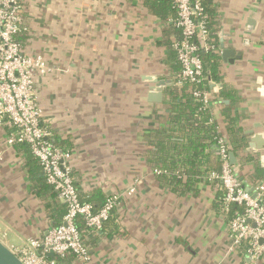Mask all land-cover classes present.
Returning <instances> with one entry per match:
<instances>
[{
	"label": "crops",
	"instance_id": "1",
	"mask_svg": "<svg viewBox=\"0 0 264 264\" xmlns=\"http://www.w3.org/2000/svg\"><path fill=\"white\" fill-rule=\"evenodd\" d=\"M213 2L215 52L220 57L221 33L227 47L235 36L242 48L236 47L241 58L233 63L220 57L219 79L207 77L211 119L227 140L222 110L230 100L221 91H233L245 145L229 151L236 176L251 188L255 166L264 169V148L247 151L253 133L264 134V0ZM20 3L23 51L41 55L48 67L34 89L50 139L68 151L80 194L97 189L117 201L96 244L87 245L85 264H264L243 249L228 250L229 219L218 206L222 189L208 172L212 152L205 165L192 151L194 166L184 161V121L176 120L170 104V91L182 86L173 48L164 43L175 41L172 34L164 37L169 23L149 13L142 0ZM249 16L256 24L246 31ZM148 76L170 81L161 87L160 103L148 100ZM8 131L0 128V240L12 248L44 237L55 213L49 194L32 191L27 152L7 143ZM159 167L165 173H155ZM57 264L79 263L68 255Z\"/></svg>",
	"mask_w": 264,
	"mask_h": 264
},
{
	"label": "built area",
	"instance_id": "2",
	"mask_svg": "<svg viewBox=\"0 0 264 264\" xmlns=\"http://www.w3.org/2000/svg\"><path fill=\"white\" fill-rule=\"evenodd\" d=\"M176 18L170 20L181 30V39L173 42L180 66L179 85H187L192 96L210 105L209 91L197 89L204 76L201 50H208L209 33L204 17L203 0H174ZM20 0H0V128L6 127L7 143H26L38 161L46 183L66 205L60 225L52 227L41 239H28L21 247L9 248L23 264H57V258L73 253L79 264L89 260L88 248L77 228L80 218L86 227L100 230L114 210L115 197L108 198L100 209L80 201L68 163L69 153L54 145L50 131L43 124L42 110L37 102L34 82L48 72L39 54H25L17 39L25 30L21 26ZM220 171H211L209 178L218 180L223 191V214L229 212V252L243 249L248 257L264 260V179L252 191H246L233 172L228 159V144L223 135L216 141ZM264 167V154L259 156ZM160 173V170H155ZM252 193L256 196L253 197Z\"/></svg>",
	"mask_w": 264,
	"mask_h": 264
},
{
	"label": "trees",
	"instance_id": "3",
	"mask_svg": "<svg viewBox=\"0 0 264 264\" xmlns=\"http://www.w3.org/2000/svg\"><path fill=\"white\" fill-rule=\"evenodd\" d=\"M143 6L151 13L154 17L166 21L169 23L170 20H175L176 18V10L174 5V0H142ZM203 7H204V17L208 28L209 33V40L208 50H201V58L204 64V80L201 83L196 85L197 89L208 90L207 85V77L212 80L219 79L220 75V57L215 52L217 48V36H216V26H217V9L216 5L214 4L213 0H203ZM164 37L169 35H174L175 40L181 39V30L180 28L176 27L172 23L163 30ZM18 39V37H17ZM19 40V39H18ZM23 40V39H22ZM23 42V41H22ZM167 43V46H171L173 48V43L171 42H164ZM172 51L175 50L172 49ZM176 57V53H175ZM178 74L180 72V66L176 58V68ZM171 97V107L175 109L177 112L176 120H183L184 121V130L186 132V139L184 142V161L189 163L190 167L194 166L196 160L194 158L199 157V163H204L207 157L212 156L210 152L215 157V161L212 165V169L208 171H217L220 166V160L218 157L217 152L211 151L212 147L216 145L217 137L219 136V125L216 121H213L211 111L208 107H204L201 100L195 99L188 86L185 84L182 85L179 89H172L170 91ZM221 95L227 97L230 100L229 105H224L222 110L223 115V122L224 128L228 135V149L236 152L240 148L245 145V139L242 134V128L239 125V117L236 112L233 111L232 106L238 100L236 94L231 90L222 89ZM7 131V128L4 127ZM9 133V131H8ZM7 133V134H8ZM55 146L60 148L62 151L66 152L61 144H58L55 140H52ZM16 148L19 150H23L27 152L26 155V164H27V176L28 180L31 183L32 191L37 196H44L49 194L51 201L50 206L53 207L54 213L51 215V218L54 222V226H58L62 222L63 215L66 213V205L59 201L56 192L52 188L51 185L46 183L44 173L39 165L38 161L33 157V155L29 154V147L26 143H16L14 144ZM196 152L197 155L194 156L192 159L191 154L189 153ZM204 161V162H203ZM160 173H165V170L162 167H159ZM207 170V169H206ZM207 172V174H208ZM250 181H253L255 184L259 183L261 180L264 179V169L259 167L258 165L255 166L254 172L252 176H249ZM213 183H218L220 186V182L218 180H213ZM241 183V182H240ZM242 184V183H241ZM75 185V184H74ZM243 186V185H242ZM76 187V186H75ZM77 190V188H76ZM78 192V191H77ZM219 199H218V206L219 210L222 212L223 207V191H219ZM80 201L82 203H89L93 206L94 209H100L104 203L111 198V196H107L101 190H93L90 193L80 194L78 192ZM262 203L264 204V192L262 193ZM113 212V211H112ZM223 213V212H222ZM226 216L228 219L231 216L229 212ZM77 228L80 231L81 239L88 248V244H96V240H98L101 231H103V227L100 230H94L85 226L84 222L79 218L77 220ZM113 229L115 226L113 225ZM71 256L72 259L76 260V256L71 253L68 254ZM67 255V256H68ZM57 259H61L58 257Z\"/></svg>",
	"mask_w": 264,
	"mask_h": 264
},
{
	"label": "water",
	"instance_id": "4",
	"mask_svg": "<svg viewBox=\"0 0 264 264\" xmlns=\"http://www.w3.org/2000/svg\"><path fill=\"white\" fill-rule=\"evenodd\" d=\"M246 31L254 30L256 19L252 17H248L246 19ZM222 36L219 38V48H220V57L222 59V62L227 63L234 62L235 59H240L241 55L240 52L236 50L241 49L242 47H239L238 45H241V43L238 41V39L235 36H229L231 39L230 47H227L224 44V37L223 33H221ZM246 38L242 39V43L245 44ZM246 45V44H245ZM234 46V47H232ZM232 60V61H231ZM147 79L152 83L149 89L148 93V100L156 103H160L162 101L163 92L161 90V87L164 86L166 83H170L169 80H159L156 77L148 76ZM212 91H216L214 89V85H210ZM264 148V134L257 132L253 133V135L249 138L248 142V148L247 151L249 152H258ZM228 159L230 164L233 166L236 163V158L233 152L229 151L228 153ZM220 171V168L218 169ZM233 172L236 174V167L233 166ZM246 191L251 192L252 188L244 187ZM252 196L255 197L256 195L252 193ZM0 264H23L21 260L0 240Z\"/></svg>",
	"mask_w": 264,
	"mask_h": 264
}]
</instances>
